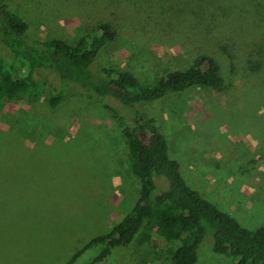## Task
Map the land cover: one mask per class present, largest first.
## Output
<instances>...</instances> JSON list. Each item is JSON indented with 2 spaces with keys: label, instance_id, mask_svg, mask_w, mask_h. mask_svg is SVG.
I'll list each match as a JSON object with an SVG mask.
<instances>
[{
  "label": "rangeland",
  "instance_id": "obj_1",
  "mask_svg": "<svg viewBox=\"0 0 264 264\" xmlns=\"http://www.w3.org/2000/svg\"><path fill=\"white\" fill-rule=\"evenodd\" d=\"M29 24L30 40L75 44L111 23L114 40L92 70H127L143 82L194 65L220 63L227 87H196L147 108L188 184L243 226H264V0H9ZM0 38V64L11 60ZM39 88L0 108V264H66L94 237L109 233L139 199L128 145L105 104L58 74L36 71ZM156 182H167L156 176ZM159 189L157 192H160ZM150 237L158 246L147 244ZM145 226L129 247L95 264H174ZM95 245L73 264H91ZM197 264H236L208 234Z\"/></svg>",
  "mask_w": 264,
  "mask_h": 264
},
{
  "label": "trees",
  "instance_id": "obj_2",
  "mask_svg": "<svg viewBox=\"0 0 264 264\" xmlns=\"http://www.w3.org/2000/svg\"><path fill=\"white\" fill-rule=\"evenodd\" d=\"M28 29V22L11 7L10 1L0 0V38L12 56L9 62L0 64V108L20 93L35 92L39 88L36 71L44 68L58 74L62 82L57 96L50 99L52 108L67 98L68 85L75 84L89 98L118 101L132 118L128 120L117 107L105 104L126 138L128 162L141 185L139 199L111 232L94 237L66 264H73L95 245L103 248L91 264L101 262L113 249L129 247L145 226L153 228L163 241L159 248L174 264H197L208 234L212 235L214 251L227 255L236 264H264V226H243L193 189L182 174L181 164L171 157L169 141L158 119L147 110L168 96L192 88L224 90L227 79L216 58L204 57V68L194 65L146 83L127 70L101 67L100 75L92 70L101 50L116 37L111 23L97 25L75 44L60 38L30 40ZM156 176L165 177L167 182L157 183ZM145 242L158 246L150 237Z\"/></svg>",
  "mask_w": 264,
  "mask_h": 264
}]
</instances>
